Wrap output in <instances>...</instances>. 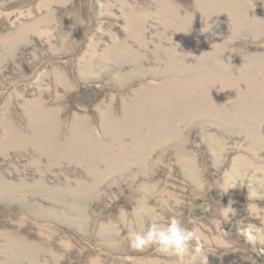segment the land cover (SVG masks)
I'll use <instances>...</instances> for the list:
<instances>
[{
    "label": "rangeland",
    "instance_id": "obj_1",
    "mask_svg": "<svg viewBox=\"0 0 264 264\" xmlns=\"http://www.w3.org/2000/svg\"><path fill=\"white\" fill-rule=\"evenodd\" d=\"M0 264H264V0H0Z\"/></svg>",
    "mask_w": 264,
    "mask_h": 264
},
{
    "label": "clouds",
    "instance_id": "obj_2",
    "mask_svg": "<svg viewBox=\"0 0 264 264\" xmlns=\"http://www.w3.org/2000/svg\"><path fill=\"white\" fill-rule=\"evenodd\" d=\"M193 233L186 232L176 218H172L166 226H159L155 223L150 225L147 231L131 232L129 238L131 246L142 247L149 243H157L161 251L183 255L187 249V242L192 238Z\"/></svg>",
    "mask_w": 264,
    "mask_h": 264
}]
</instances>
